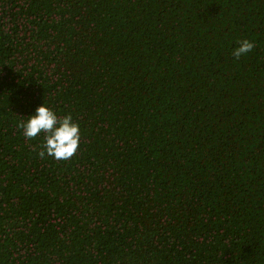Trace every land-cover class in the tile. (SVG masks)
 <instances>
[{
	"label": "trees",
	"instance_id": "trees-1",
	"mask_svg": "<svg viewBox=\"0 0 264 264\" xmlns=\"http://www.w3.org/2000/svg\"><path fill=\"white\" fill-rule=\"evenodd\" d=\"M0 264H264V0H0Z\"/></svg>",
	"mask_w": 264,
	"mask_h": 264
},
{
	"label": "clouds",
	"instance_id": "clouds-1",
	"mask_svg": "<svg viewBox=\"0 0 264 264\" xmlns=\"http://www.w3.org/2000/svg\"><path fill=\"white\" fill-rule=\"evenodd\" d=\"M253 42L242 40L233 50L236 58L250 52ZM19 127L26 140H33L43 134L41 158L46 156L56 160L70 159L78 150L81 140L80 126L73 120L71 114L60 116L44 101L34 108Z\"/></svg>",
	"mask_w": 264,
	"mask_h": 264
}]
</instances>
